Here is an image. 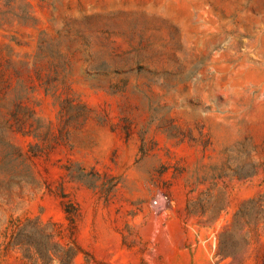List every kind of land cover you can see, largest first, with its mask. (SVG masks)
<instances>
[{
	"label": "rangeland",
	"instance_id": "rangeland-1",
	"mask_svg": "<svg viewBox=\"0 0 264 264\" xmlns=\"http://www.w3.org/2000/svg\"><path fill=\"white\" fill-rule=\"evenodd\" d=\"M0 264H264V0H0Z\"/></svg>",
	"mask_w": 264,
	"mask_h": 264
},
{
	"label": "built area",
	"instance_id": "built-area-1",
	"mask_svg": "<svg viewBox=\"0 0 264 264\" xmlns=\"http://www.w3.org/2000/svg\"><path fill=\"white\" fill-rule=\"evenodd\" d=\"M164 198H167V196L165 195ZM153 205H155V206L158 205V200H157V199H154V200H153Z\"/></svg>",
	"mask_w": 264,
	"mask_h": 264
}]
</instances>
